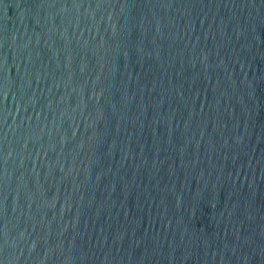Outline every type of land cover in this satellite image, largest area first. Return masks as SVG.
Segmentation results:
<instances>
[{
  "label": "water",
  "instance_id": "95a60500",
  "mask_svg": "<svg viewBox=\"0 0 264 264\" xmlns=\"http://www.w3.org/2000/svg\"><path fill=\"white\" fill-rule=\"evenodd\" d=\"M0 264H264V0H0Z\"/></svg>",
  "mask_w": 264,
  "mask_h": 264
}]
</instances>
